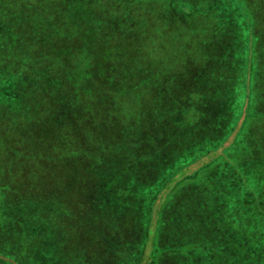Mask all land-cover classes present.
Instances as JSON below:
<instances>
[{
	"label": "trees",
	"instance_id": "16d2710c",
	"mask_svg": "<svg viewBox=\"0 0 264 264\" xmlns=\"http://www.w3.org/2000/svg\"><path fill=\"white\" fill-rule=\"evenodd\" d=\"M220 33H235V54L233 45L214 43ZM218 44V55L231 54L232 68L239 57L241 75L232 90L249 112L256 111L264 99V67H254L264 57V0H0V134L14 131V112L24 107L32 125L42 113L50 116L48 109L56 106L50 96L60 93L64 113L58 118L75 139L64 144L67 158L80 172L90 169L94 183L109 182L103 172L128 174L142 161L143 136L159 140L148 131L150 119L156 113L164 115L160 122L171 119L164 107L179 106L182 92L194 95L189 103L205 112L211 95L228 105L232 81L224 75L232 68L210 57ZM193 49L200 58L187 54ZM182 114L175 126L194 129L197 123ZM245 121L238 118L205 152H243L257 165L242 194L249 203L246 195L254 192L261 202L248 217L258 226L264 224V130ZM251 138L260 142L251 144ZM240 161L235 156L233 164Z\"/></svg>",
	"mask_w": 264,
	"mask_h": 264
},
{
	"label": "rangeland",
	"instance_id": "374dc122",
	"mask_svg": "<svg viewBox=\"0 0 264 264\" xmlns=\"http://www.w3.org/2000/svg\"><path fill=\"white\" fill-rule=\"evenodd\" d=\"M235 39L233 33L214 43L233 45L235 54ZM218 50L223 51L221 44L210 57L232 68L231 54L218 55ZM187 54L201 57L195 49ZM238 58L224 75L232 81L228 105L220 103L217 92L216 100L207 98L206 107L212 105L205 112L189 103L194 95L182 92L179 106L164 107L171 119L160 122L162 113L150 119L148 131L159 140L143 136L142 161L128 174L103 172L110 180L105 183H94L90 169L80 172L67 158L64 144L72 145L74 138L58 118L64 113L60 93L50 96L56 101L50 116L42 113L33 125L27 107L15 111L14 131L0 134V264H264V224L254 226L248 218L261 202L254 192L246 195L249 203L242 194L257 165L243 152H205L238 118L264 130V99L249 112L232 90L241 75ZM259 65L264 67V57L257 58L254 67ZM178 113L197 126L178 129ZM235 156L240 165L233 164Z\"/></svg>",
	"mask_w": 264,
	"mask_h": 264
}]
</instances>
